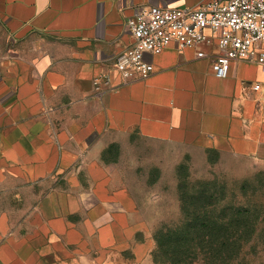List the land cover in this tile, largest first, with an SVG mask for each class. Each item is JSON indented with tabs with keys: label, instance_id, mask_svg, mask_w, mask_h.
<instances>
[{
	"label": "crops",
	"instance_id": "1",
	"mask_svg": "<svg viewBox=\"0 0 264 264\" xmlns=\"http://www.w3.org/2000/svg\"><path fill=\"white\" fill-rule=\"evenodd\" d=\"M205 1L0 0V264H138L141 203L111 149L134 136L264 160L255 62L219 78L211 57L171 45L146 54V79L114 68L135 13Z\"/></svg>",
	"mask_w": 264,
	"mask_h": 264
},
{
	"label": "rangeland",
	"instance_id": "2",
	"mask_svg": "<svg viewBox=\"0 0 264 264\" xmlns=\"http://www.w3.org/2000/svg\"><path fill=\"white\" fill-rule=\"evenodd\" d=\"M111 149L113 157L121 155L115 167L141 203L140 223L130 230L138 264H170L173 256L162 254L156 238L166 228L178 236L186 224L199 226V235L205 224L215 226L214 237L240 247L229 259L199 250L176 264H264V160L232 148L151 145L136 136L127 148Z\"/></svg>",
	"mask_w": 264,
	"mask_h": 264
},
{
	"label": "built area",
	"instance_id": "3",
	"mask_svg": "<svg viewBox=\"0 0 264 264\" xmlns=\"http://www.w3.org/2000/svg\"><path fill=\"white\" fill-rule=\"evenodd\" d=\"M132 42L121 49L114 68L125 80L146 79L154 65L146 54H159L173 45L195 50L198 58L211 57L219 78L228 77L234 61L255 62L262 79L253 89L264 88V0H207L197 7L152 6L127 21ZM213 46L212 53L204 50Z\"/></svg>",
	"mask_w": 264,
	"mask_h": 264
},
{
	"label": "trees",
	"instance_id": "4",
	"mask_svg": "<svg viewBox=\"0 0 264 264\" xmlns=\"http://www.w3.org/2000/svg\"><path fill=\"white\" fill-rule=\"evenodd\" d=\"M193 218L195 220L199 218L198 212L193 214ZM195 230L197 232L200 231L199 226L193 227L191 224H186L184 228H182V231L178 233V236H174L175 233L169 228H166V231H160L159 238H156L158 247L165 256H169L170 258L173 256L170 264H176L177 262L181 263L183 258L197 255L201 250H204L205 254L208 256L220 257L221 259H229L238 252L240 245L237 241L220 240L219 237H214L218 234L215 226L205 224V226H203L204 232L202 235L196 233ZM193 233H196V235L198 234V236L203 239V243L197 245L198 242L194 241L195 238L191 236Z\"/></svg>",
	"mask_w": 264,
	"mask_h": 264
}]
</instances>
